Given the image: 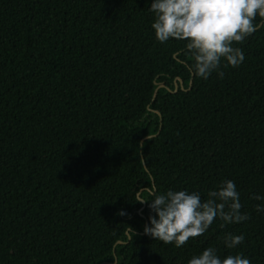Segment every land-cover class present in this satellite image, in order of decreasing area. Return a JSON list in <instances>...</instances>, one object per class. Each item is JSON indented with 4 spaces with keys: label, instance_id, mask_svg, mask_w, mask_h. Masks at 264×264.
I'll use <instances>...</instances> for the list:
<instances>
[{
    "label": "trees",
    "instance_id": "1",
    "mask_svg": "<svg viewBox=\"0 0 264 264\" xmlns=\"http://www.w3.org/2000/svg\"><path fill=\"white\" fill-rule=\"evenodd\" d=\"M150 4L0 0V264H187L209 246L264 264V19L204 80L184 40L155 39ZM225 179L248 220L180 248L143 233L138 193Z\"/></svg>",
    "mask_w": 264,
    "mask_h": 264
},
{
    "label": "clouds",
    "instance_id": "2",
    "mask_svg": "<svg viewBox=\"0 0 264 264\" xmlns=\"http://www.w3.org/2000/svg\"><path fill=\"white\" fill-rule=\"evenodd\" d=\"M148 11L153 14L151 29L159 43L170 39L186 42L193 77L207 80L216 73L222 79V67L237 68L244 62L243 50L233 44L243 43L257 30L254 21L256 17L264 19V0H151ZM148 195L150 199L139 193L136 197V202L147 203L150 210L143 233L177 248L190 238L204 235L214 220L228 225L249 219L241 211L240 193L233 180H223L207 192L206 198L199 191L187 189H168L163 193L154 190ZM251 198L264 201L262 195L254 194ZM255 207L264 212V203ZM244 240L242 233L228 232L222 238L229 250L239 248ZM187 264H251V260L242 251L221 256L215 247L209 246L193 254Z\"/></svg>",
    "mask_w": 264,
    "mask_h": 264
}]
</instances>
